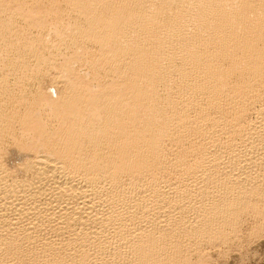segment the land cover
Segmentation results:
<instances>
[{"label":"bare ground","instance_id":"obj_1","mask_svg":"<svg viewBox=\"0 0 264 264\" xmlns=\"http://www.w3.org/2000/svg\"><path fill=\"white\" fill-rule=\"evenodd\" d=\"M0 3V264H176L264 204V0H50L60 48L101 51L57 95L28 89L55 44L17 39L47 8Z\"/></svg>","mask_w":264,"mask_h":264},{"label":"rangeland","instance_id":"obj_2","mask_svg":"<svg viewBox=\"0 0 264 264\" xmlns=\"http://www.w3.org/2000/svg\"><path fill=\"white\" fill-rule=\"evenodd\" d=\"M14 1H16L15 3H14ZM18 1H19V3H20V6H21V4H22V6H24V8H26V9H31V8H33V9H36L35 11L33 10V12H36V14H39V13H43L42 11L44 10V8L46 9L48 6H50V4H49V2H50V0H39L41 3H39V2H37L36 0H0V2H3L4 4H9V5H11V6H13V5H18L19 3H18ZM36 1V2H35ZM47 1H49V2H47ZM12 2V3H11ZM23 2V3H22ZM31 2H33V3H31ZM11 3V4H10ZM1 4V3H0ZM30 4H32V5H30ZM35 5V6H34ZM47 5V6H46ZM21 6V7H22ZM31 6H33V7H31ZM27 7H29V8H27ZM40 8V9H39ZM50 8V7H49ZM49 8H47L45 11H48V14L44 17L46 20H47V22L49 23L48 25H47V27H48V29H46V30H44L43 32H40L41 30H36L37 29V27L35 26V27H33V26H31L30 25V23L31 22H26L27 20H25L24 19V17H25V15H24V17H22L21 18V21H19L18 23V25L19 26H24L25 27V25L27 26V27H25L24 28V33H23V35L22 36H20L21 38H17L18 39V41L19 42H23L24 40H27L31 35L30 34H32V39L31 38H29V40L31 41V42H33L34 40H35V42H37V44H36V48L35 49H37V52L39 53L40 51V53H42V54H39V55H47V57H49V56H51L50 54H47L48 52L49 53H51L52 54V51L51 50H54L53 49V47L55 48V46L57 47V49H58V51L56 52L57 54H59V55H57V54H55V55H57V56H55L54 55V57H57L56 59L55 58H53V59H50L49 58V61H47L48 59L46 58V56H45V59H44V62H45V60L48 62V64H47V62H45L46 64H44V62H43V64L45 65V67H46V65H47V67H49V68H47L46 67V69H48L47 71H45V75H43V76H41V75H39V74H37L36 75V72H33L34 74L33 75H36V80H35V78H33V80L34 81H37L36 83L34 82L33 83V81H32V85H31V87L30 88H28V89H30V92L31 91H35V92H37V91H42V93H46V94H48V95H51V93L52 94H58V92L60 91V87H61V85H58L59 86V88H58V86L55 88V85H53L54 84V82H51L50 81V78L49 77H51V74H54L55 75V73H56V71L58 72V70L60 71V68L61 67H65L66 65L68 66V68H69V65H70V73L73 71L74 73L72 74H70V75H73V77H75V82H76V78L77 77H83L84 79H85V76L86 75H88L89 77H90V79L92 78V79H94V77L95 76H97V78H98V74L99 73H97L96 74V72H95V76H93L92 74H94V72L93 71H91L90 69H92L91 67L92 66H90L91 65V61L94 59V55H99L100 53H101V51L99 50L100 48H99V46H89L88 48H89V50L91 51H89L88 50V53L87 54H85L84 56L85 57H87V58H84L83 57V54L82 53H79L78 54V51L80 50V48L82 49L83 47H85V46H83V45H79V44H77V46H78V50H76V48L77 47H75L74 45H72V46H74V47H70V46H68V45H61V47H62V49L60 48V45L59 44H61L60 42H59V37L57 38L56 36H58L57 34H56V32H55V30H54V28L52 27V28H50V23H51V26L52 25H54L56 22H59V19L60 20H64L65 22H69L68 23V25H69V27L71 26V25H73V24H75L76 23V21H77V19L75 20V22H74V19L73 18H76L75 17V15L73 14H71L69 11H66L65 12V10H63L62 11V13L61 14H58V16H56V12H55V14H54V12H51L50 10H48ZM43 9V10H42ZM38 10V11H37ZM42 10V11H41ZM41 11V12H40ZM49 11L51 12V13H49ZM1 13L3 12V11H0ZM68 12V13H67ZM64 13V14H63ZM76 13V12H75ZM68 14H69V16H72V19L70 18H68L69 16H68ZM2 15V14H1ZM0 15V20L2 21L3 19L5 20V13L3 12V15L1 16ZM59 15H61V16H59ZM63 15V16H62ZM20 17H21V15H19ZM23 16V15H22ZM49 16V17H48ZM68 16V17H67ZM4 17V18H3ZM59 17V18H58ZM66 17V18H65ZM26 18V17H25ZM55 18H56V21H55ZM65 18V19H64ZM24 19V20H23ZM29 19H31V18H29ZM58 20V21H57ZM69 20V21H68ZM50 21V22H49ZM54 21V22H53ZM74 22V23H72V22ZM26 22V23H25ZM77 22H79V21H77ZM29 23V24H28ZM54 23V24H53ZM67 23H65V25H67ZM71 23V24H70ZM21 26V27H22ZM29 26V27H28ZM46 27V28H47ZM49 28H50V30H49ZM67 29H69L68 27H66ZM49 30V31H48ZM52 30V31H51ZM55 32V34L56 35H54L53 33ZM27 34V35H26ZM37 34V35H36ZM38 34H39V36H38ZM41 34V35H40ZM18 36V37H19ZM28 36V37H27ZM34 36V37H33ZM36 36V37H35ZM39 37V39H36V38H38ZM43 36V37H42ZM23 37V38H22ZM25 37V38H24ZM41 37V38H40ZM46 37H50L51 39H47V40H50V42L49 41H46V39H42V38H46ZM33 38H34V40H33ZM16 39V40H17ZM28 40V41H29ZM52 40H53V42H52ZM58 40V41H57ZM29 41V42H30ZM38 41H46V43H42V45H43V47L45 46L46 48H48L47 50H46V48L44 49L43 47V50H42V48H41V46H39L40 45V43L38 42ZM47 42H49L48 43V45H46L47 44ZM52 42V43H51ZM57 42H59V43H57ZM39 43V44H38ZM79 43V42H78ZM55 44V46H53L52 47V45H54ZM75 44V45H76ZM80 44H82V43H80ZM58 45H59V47H58ZM38 46V47H37ZM47 46H49V47H51V49L49 50V47H47ZM66 46V47H65ZM67 47H68V49H67ZM70 48V49H69ZM72 48V49H71ZM88 48H85L86 50L88 49ZM35 49L33 50V52H36L35 51ZM41 49V50H40ZM56 49V48H55ZM56 49V50H57ZM66 49V50H65ZM75 49V50H74ZM84 49V48H83ZM96 49V50H95ZM45 50V51H44ZM20 51V50H19ZM30 51H31V49H30ZM30 51H28V53L30 52ZM67 51V52H66ZM73 51V52H72ZM75 51V52H74ZM98 51V52H97ZM32 51L29 53V56H30V54H33V55H31L30 57L28 56V53L26 54L27 55V57H29V58H31V59H36V58H34V53H33ZM77 52V53H76ZM94 52V53H93ZM97 52V53H96ZM44 53V54H43ZM46 53V54H45ZM73 53H76L77 55H78V57H80L79 59H81V57L83 58L82 60H76V58H74L75 56H74V54ZM92 53V54H91ZM15 54H19L18 52L17 53H15ZM15 54H14V56H15ZM20 54H21V56H22V53H21V51H20ZM19 54V55H20ZM25 54V53H24ZM62 54V55H61ZM81 54V55H80ZM49 55V56H48ZM64 55V56H63ZM76 55V56H77ZM92 55V56H91ZM11 57H13V55H12V52H11V55H10ZM62 56V57H61ZM65 56H66V58H65ZM74 56V57H73ZM33 57V58H32ZM59 57V58H58ZM64 57V60L62 59ZM68 57V58H67ZM70 57H73V58H70ZM66 59H68V60H66ZM70 59H73V61H71ZM91 60V61H90ZM57 61H59L58 63H57ZM63 61V62H62ZM68 61L69 62H71L70 64L68 63ZM82 61V62H81ZM2 61H0V65L1 64H4L3 62H5L6 63V61H3L2 63H1ZM53 62V63H52ZM55 62V63H54ZM58 65H57V64ZM61 63H63V65L61 66ZM69 65H68V64ZM35 64V63H34ZM54 64H56V66L54 65ZM59 64H60V66H59ZM65 65V66H64ZM81 65V66H80ZM2 66V65H1ZM54 66L56 67V68H54ZM59 67V68H58ZM67 68V67H66ZM54 69L56 70V71H54ZM91 71V72H90ZM51 72V73H50ZM54 72V73H53ZM47 73H49V75L50 76H48V75H46ZM88 73V74H87ZM57 74H59L60 76H62V73H61V71H60V73L58 72V73H56V75ZM76 74H77V76H76ZM89 74H91V75H89ZM64 75V74H63ZM75 75V76H74ZM39 76V77H38ZM48 76V78H46V77ZM59 76V77H60ZM38 77V78H37ZM45 77V78H44ZM73 77H72V79H73ZM88 77H86V79H87ZM96 78V77H95ZM40 81H39V80ZM45 79V80H44ZM47 79V80H46ZM79 79V78H78ZM82 79V78H81ZM80 79V80H81ZM89 79V78H88ZM88 79L86 80V81H88ZM89 79V80H90ZM91 79V80H92ZM79 80V82H81ZM90 80V81H91ZM78 81V80H77ZM42 82V83H41ZM52 84H51V83ZM89 82V81H88ZM45 83V84H44ZM90 83V82H89ZM94 83V82H93ZM33 84H35V85H33ZM52 87V88H51ZM56 90H58V92L57 91H55V89ZM96 87V86H95ZM95 87H93V88H95ZM34 88V89H33ZM38 89V90H37ZM40 89V90H39ZM44 89V90H43ZM51 90V91H50ZM55 92H54V91ZM48 91H50L49 93H48ZM56 94V95H57ZM53 96H55V95H52L51 97H53ZM50 97V96H49ZM15 110V109H14ZM18 110V109H17ZM22 109L20 108V110H18L20 113L22 112L21 111ZM46 111V112H45ZM50 110H42L41 111V113H43L44 114V116L46 115V114H48L47 112H49ZM15 113V112H14ZM50 113V112H49ZM52 113V112H51ZM40 116V115H39ZM48 116H49V114H48ZM37 117H38V115H37ZM257 117V116H256ZM255 117V114H254V119L256 118ZM45 119H49V117H47L46 118V116H45ZM46 120V121H47ZM13 135H14V133H12ZM11 134V135H12ZM16 136V137H15ZM15 137V139L17 138H21V140L20 141H22V142H26V143H31V140L28 138V136H24V138H22V137H20V136H18V133H15V135L13 136V137H11V138H14ZM26 137V138H25ZM11 138H9L8 140L10 141V142H8L7 140L5 141V147L8 149H6L8 152H11V155L13 156V157H15L16 156V154H18L19 153V148H16V147H18V145H14V144H12V140H11ZM228 138H231V137H228ZM227 138V139H228ZM17 139L15 140L16 142H17ZM18 139V140H19ZM22 139H24V140H22ZM27 139H29L30 141L29 142H27L28 140ZM12 144V145H11ZM9 146H11V147H9ZM13 146V147H12ZM9 148H11V149H9ZM10 163V162H9ZM162 170V171H161ZM160 170V174H162L161 176H165V178L167 179L168 178V180L170 181V182H175L177 179V174H176V176H175V173L176 172H174V171H171V172H174V173H171L169 170H171V169H161ZM164 170V171H163ZM168 176H167V175ZM174 174V175H173ZM264 193V192H263ZM263 193H262V195H263ZM252 194H254V193H252ZM253 197V201H254V203H252L251 205H249V206H251V208H248V209H246L245 210V213H244V211H243V214H240V216H239V219H237L235 222L236 223H234V224H230V227L229 226H227V225H229V224H225L226 222H222V228H224V235L226 234H228L226 237L223 235V233H218V234H220V236L219 237H214L213 238V240L212 241H209L208 239H205L204 237H200V239H201V241H200V239L198 240L199 242H192V243H190V239H189V237L186 235V234H183V235H181V236H178V237H175L174 238V240L175 241H177L178 243H180L181 244V250L182 251H180V254H181V256H180V258L176 261V264H264V216H262L263 214H264V211L262 212V211H260L261 213H263V214H261V213H258V212H256L255 210L257 209V211L258 210H260V209H262L263 207L261 206V205H264V204H261L260 206L258 205H256L255 203V199L254 198H256V197H254V195L252 196ZM263 203H264V199H263ZM255 204V205H254ZM248 206V207H249ZM253 206H255V209L253 210ZM253 207V208H252ZM259 207H260V209H259ZM262 207V208H261ZM250 209H251V212H250ZM255 212V213H254ZM256 213H258L259 215H257ZM256 214V215H255ZM194 216H196V218H198L197 217V215H196V213H194V214H192L191 216H190V221L189 222H193L194 220H196V218L194 217ZM261 217H262V219H261ZM194 219L193 221L191 220V219ZM258 218H260V219H258ZM263 222V223H262ZM232 225H234V226H232ZM207 227V226H206ZM232 227V228H231ZM235 227V228H234ZM254 228H255V230H254ZM261 229V230H260ZM182 236H184V237H182ZM201 236V235H200ZM188 237V238H187ZM229 237V238H228ZM205 240H204V239ZM177 239V240H176ZM186 242V243H185ZM184 243V244H183ZM198 243V244H197ZM186 244V245H185ZM183 245V246H182ZM193 245V246H192ZM185 250V251H184ZM191 250V251H190ZM189 253V254H188ZM182 254L184 255V256H182ZM177 256H178V254H177ZM187 256V257H186ZM152 257V256H151ZM149 258V259H152V258ZM182 257V258H181ZM191 258V259H190ZM200 259V260H199ZM190 260V261H189ZM180 261V262H179ZM163 264H169V263H163Z\"/></svg>","mask_w":264,"mask_h":264}]
</instances>
